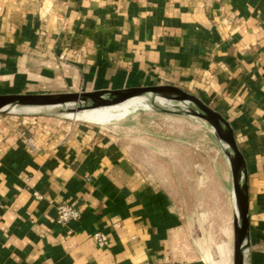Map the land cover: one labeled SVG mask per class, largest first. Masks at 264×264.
I'll return each instance as SVG.
<instances>
[{
  "label": "crops",
  "instance_id": "0c3cea01",
  "mask_svg": "<svg viewBox=\"0 0 264 264\" xmlns=\"http://www.w3.org/2000/svg\"><path fill=\"white\" fill-rule=\"evenodd\" d=\"M152 85L194 94L229 123L251 262L264 264V0H0V94ZM71 119L99 127L43 118L23 129L0 115V264H193L107 123ZM59 203L79 218L57 223Z\"/></svg>",
  "mask_w": 264,
  "mask_h": 264
},
{
  "label": "rangeland",
  "instance_id": "374dc122",
  "mask_svg": "<svg viewBox=\"0 0 264 264\" xmlns=\"http://www.w3.org/2000/svg\"><path fill=\"white\" fill-rule=\"evenodd\" d=\"M3 116L18 118L23 129L25 125L36 129L43 118L99 127L65 115ZM106 123L101 127L110 129L116 144L125 151L132 179L158 192L177 219L176 239L183 241L187 259L193 264H233L232 178L211 126L189 115L143 107ZM251 261L250 246L248 264Z\"/></svg>",
  "mask_w": 264,
  "mask_h": 264
},
{
  "label": "water",
  "instance_id": "95a60500",
  "mask_svg": "<svg viewBox=\"0 0 264 264\" xmlns=\"http://www.w3.org/2000/svg\"><path fill=\"white\" fill-rule=\"evenodd\" d=\"M134 98L145 101L151 110L189 115L202 119L211 126L216 140L227 157L232 178L234 200L233 264H248L250 240L247 172L244 159L229 123L194 94L173 85L128 87L91 92L0 94V115L29 113L66 116L119 105Z\"/></svg>",
  "mask_w": 264,
  "mask_h": 264
},
{
  "label": "bare ground",
  "instance_id": "6f19581e",
  "mask_svg": "<svg viewBox=\"0 0 264 264\" xmlns=\"http://www.w3.org/2000/svg\"><path fill=\"white\" fill-rule=\"evenodd\" d=\"M141 107L148 108V105L142 99L134 98L119 105L103 107L89 111H83L73 115L68 114L66 115V117L68 116L71 118H76L89 123L102 124V123H106L107 119L115 118L120 114L128 113L131 110H135Z\"/></svg>",
  "mask_w": 264,
  "mask_h": 264
},
{
  "label": "built area",
  "instance_id": "2783aa9c",
  "mask_svg": "<svg viewBox=\"0 0 264 264\" xmlns=\"http://www.w3.org/2000/svg\"><path fill=\"white\" fill-rule=\"evenodd\" d=\"M138 2L140 0H132ZM22 137H25V132H20ZM55 220L59 224H64L70 220H76L79 218V211L66 203H59L55 206ZM92 241L98 247H105L108 244L107 236L100 231L93 232L91 234Z\"/></svg>",
  "mask_w": 264,
  "mask_h": 264
}]
</instances>
